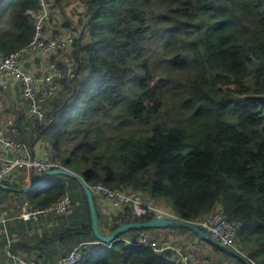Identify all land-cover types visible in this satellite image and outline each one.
I'll return each mask as SVG.
<instances>
[{
	"label": "trees",
	"instance_id": "16d2710c",
	"mask_svg": "<svg viewBox=\"0 0 264 264\" xmlns=\"http://www.w3.org/2000/svg\"><path fill=\"white\" fill-rule=\"evenodd\" d=\"M55 5L48 22L63 17L60 29L78 30L69 57L65 52L56 59L60 66V59L71 60L73 75L48 101V124L35 123L36 137L18 125L17 140L31 148L47 138L49 148L89 187L133 188L145 201L169 205L193 223L222 213L241 223L236 243L248 260L264 264V0H56ZM28 11L38 13L40 1L0 0L1 52L17 51L34 37ZM19 178L25 185L0 183L28 188L39 179ZM65 179L53 176L31 193L0 188V197L47 207L70 191ZM82 192V215H71L68 223L66 215L57 216L62 230L39 243L14 244L13 251L43 252L59 242L68 246L67 255L83 243L77 264H174L151 247L126 242L147 229L99 243ZM138 222L133 207H123L109 233Z\"/></svg>",
	"mask_w": 264,
	"mask_h": 264
},
{
	"label": "built area",
	"instance_id": "2783aa9c",
	"mask_svg": "<svg viewBox=\"0 0 264 264\" xmlns=\"http://www.w3.org/2000/svg\"><path fill=\"white\" fill-rule=\"evenodd\" d=\"M38 13L28 11L27 15L35 21L36 32L32 40L25 47L11 52L0 51V91L9 87L12 80L18 82L23 100L28 103V115L40 126L48 124L47 110L44 105L56 98L62 90V82L73 75V65L60 59L63 66L58 65L55 58L72 47L78 37L77 29L58 31L49 35L47 22L52 14L51 8L56 6V0H39ZM60 10L55 11L58 15ZM47 58V68L43 73H35L24 68L26 63L34 61V57ZM59 60V59H58ZM28 61V62H27ZM1 114V113H0ZM14 126L13 119L7 118L0 123V182L9 184L19 183L20 173H30L31 176L42 177L53 170H65L62 160L57 157L52 148H46L42 156H35L32 148L18 141L10 128ZM13 130V129H12ZM94 197H102L116 209L131 206L135 216L139 219L151 217L154 220H180L165 207H159L144 200L133 188L112 190L103 183L90 187ZM73 207L71 194L66 193L60 201L47 207H34L28 202L21 203L19 218L25 223L38 222L44 217L63 216L70 213ZM7 218L1 220L0 236H5V243L0 239V264H77L83 259V243L77 244L71 253L61 256L56 262H45L37 258H28L13 251L14 240L7 229ZM209 237L229 250L239 252L236 237L241 223L227 220L222 213L214 212L194 223ZM129 244L148 246L153 248L164 258L174 264H194L192 255L179 249L164 247L151 241L146 232L142 231L136 240L126 239ZM242 254V253H241Z\"/></svg>",
	"mask_w": 264,
	"mask_h": 264
},
{
	"label": "crops",
	"instance_id": "0c3cea01",
	"mask_svg": "<svg viewBox=\"0 0 264 264\" xmlns=\"http://www.w3.org/2000/svg\"><path fill=\"white\" fill-rule=\"evenodd\" d=\"M59 21H60V19H58V21H56L54 19V22H56L55 24L57 27L61 26L59 24ZM51 23H53V22L47 23V32L49 35H52V33L54 31H55V33H57L58 31H62L59 28H54V27L50 26ZM33 59H34V61H31L30 63H26L24 65V68L27 69L28 71L33 70L35 73H38V74L45 72L46 68H47V64H46L47 58H45L43 56H37V57H34ZM6 89L11 90V92H10L11 98L9 101H3L0 98V113H1L0 114L1 115L0 116V118H1L0 123L4 122L7 118L13 119V122H14V126L12 127L13 130L11 128H10V130L12 132V135H14L16 139H17V135H18V131L16 130V127L20 124H25L26 126H28V131H29L30 135L36 137V134L34 132L35 121L33 119L29 118L28 103L25 100H23L18 82L15 80H12L9 87L4 88L0 92L5 91ZM19 100H21L22 102L20 103ZM44 108H45V110L50 111L52 109V106L47 103L44 105ZM31 131H33V132H31ZM49 147H51V143L45 137L40 138L33 145H31L33 154L35 156H42L44 150L46 148H49ZM27 174L28 173H20L19 177L27 176ZM2 190H4V189H2ZM4 196H6V195H4ZM95 198L99 204V209L102 213V218L100 220L101 231H102V227H103V229H105L106 231L109 232L110 226L108 225L109 221L107 219L112 218L113 215H116L118 213L119 209L112 207L102 197H95ZM2 200H3L2 202L4 203L5 198H2ZM25 202H27V201H25ZM2 211L3 212H0V230L2 229L1 220L5 217L8 219L7 229L9 231L10 236L13 238L15 245L20 244L22 241H25V242L26 241H30V242L35 241L34 243H39V242H41V239L45 235H48V234L53 235L56 231L60 230L57 227L58 224L54 223V219L52 216L45 217L46 219L43 218V220H40L37 223L30 222V223H32L30 226H27L26 229H22L21 227L26 226V223H24V221H22L19 218V209L18 208H14V210H12V211H9V210H2ZM166 211L171 212L167 209H166ZM164 228H168V227H164ZM176 228H180V227H176ZM181 229H186V228H181ZM24 230H26V231H24ZM187 230H189V229H187ZM189 231H191V230H189ZM144 232H147L146 234L149 236L151 241H155L159 245H162L164 247H170V248H173V247L179 248V249L189 253L193 257L194 264H223V263H219L218 261H215L218 259V256L216 255L217 253L215 251L210 250L206 246H204V243L201 241L202 240L201 237L196 238V237L191 236V234L185 233V232H182L183 234L176 232V233H171V235H169L167 233V231H164L163 233L160 234L161 236L160 235L151 236L148 231H144ZM191 232H193V231H191ZM108 234H110V233H107L105 235H108ZM157 234H159V233H157ZM132 236H133V234H129L127 238H132ZM162 236L164 238H162ZM159 238H162V239H159ZM0 239H1V237H0ZM209 244H211V243H209ZM213 246L215 249L222 250L221 248H218L215 245H213ZM54 247H55V243H52V244H49L46 248H44L43 252L39 248H33L32 252L23 250V251H20V253L27 256L28 258H37L39 260L45 261L46 252L49 253V256L52 255V253H55L56 249ZM225 252H227L229 256L231 255L232 259H234L233 258L234 255H232L230 253V251H225ZM39 254H41L40 257H39ZM59 257H61V256L54 257L48 261L54 263L58 260ZM234 257H236V256H234ZM237 260H238V258H237Z\"/></svg>",
	"mask_w": 264,
	"mask_h": 264
},
{
	"label": "rangeland",
	"instance_id": "374dc122",
	"mask_svg": "<svg viewBox=\"0 0 264 264\" xmlns=\"http://www.w3.org/2000/svg\"><path fill=\"white\" fill-rule=\"evenodd\" d=\"M78 5V3L76 2H74V5L73 4H71V6L72 7H69L68 9H67V12H68V14H71L72 12V10H74V7L75 6H77ZM80 11L81 12H83L84 10L83 9H81V8H79V13H80ZM54 12L52 11V14H53ZM53 18L57 21L58 19H63V17H55V16H53ZM48 23V22H47ZM56 22H53V23H51L50 24V26H52V27H54V28H59L60 29V27H57L56 26V24H55ZM60 30H62V29H60ZM62 31H64V30H62ZM66 52V56L67 57H69V55L71 54V52H72V50L70 51V48L69 49H67V51H65ZM59 56H61V54H59L58 55V57ZM57 57V58H58ZM57 58H55L54 59V61H56V59ZM64 60L66 61V62H70L71 64H73V62L71 61V60H68L67 61V59L66 58H64ZM74 66V65H73ZM11 90L10 89H6L5 91H3V92H0V98L3 100V101H9L10 100V98H11ZM20 101V103L22 102L21 100H19ZM30 128V127H29ZM31 132H33V131H31ZM51 143V142H50ZM51 147H53L52 146V144H51ZM64 160L65 161H70V156L68 155V154H66V155H64ZM62 164H63V166L66 168L65 170H69L66 166H65V164H64V161L62 160ZM28 175V174H27ZM29 176H31L30 174H29ZM66 180V182H68V184H69V189H70V194H71V196H72V199H73V202H74V207H72V209H71V213H70V215L69 216H67L66 215V217H68V218H63L64 219V222L65 223H68L69 222V219L71 218V215H73L74 217H79L80 215H82V213H84L85 211H86V208H85V206H86V203H85V199H84V195H83V190H82V187L80 186V184L76 181V180H74V179H72V178H69V177H67V179H65ZM21 181H22V178H19V184H20V186H23V185H25V184H22L21 183ZM27 184H29V183H27ZM22 188H24V187H22ZM5 191H8V190H5ZM9 192V191H8ZM11 192V191H10ZM31 193V192H30ZM8 194V193H7ZM12 194H14L15 195V192H12ZM2 198L3 197H0V212L3 210V209H6V208H9V209H11V210H14V208H18L19 209V207H20V205H21V203L22 202H25L26 200H20V198L18 197H16V196H13V195H9V196H7V198H6V200L4 201V203L2 202L3 200H2ZM146 202H148V203H153V204H155L154 202H152V201H146ZM165 209H167V210H169V211H171V213H173L175 216H177L175 213H174V210H173V208H171V206H169V205H167V206H165ZM113 216H115V215H113ZM112 216V217H113ZM53 217V219H54V223H57L58 224V229H60V230H62V226H61V223H63V219L62 218H56L57 216H52ZM180 220H175V221H184V222H188V221H185V220H183V219H181L179 216H177ZM51 219V218H50ZM109 222H108V225L110 226L111 224H112V218H108L107 219ZM169 220H172V219H169ZM188 223H192V224H194L193 222H188ZM196 223V222H195ZM195 225V224H194ZM147 231L150 233V235L151 236H156V235H160L161 233H163L164 231H167V233L169 234V235H171V233H176V232H179V233H182V232H185V233H189V234H191V236H193V237H196V238H199V236L198 235H196L195 233H193V232H191V231H189V230H187V229H181V228H176V227H168V228H150V229H147ZM102 233L104 234H107V233H109L108 231H106L105 229H103V227H102ZM147 233V232H146ZM157 233H159V234H157ZM183 234V233H182ZM161 236V235H160ZM158 237V236H157ZM162 238H164L163 236H162ZM162 238H159V239H162ZM201 239V238H200ZM158 240V239H157ZM203 243H204V246H206L207 248H209L210 250H212V251H215L217 254V256H218V259L217 260H215V261H218L219 263H223V264H244L243 263V261L242 260H240V259H238L237 260V258L236 257H234L233 256V258L235 259H232V257L231 256H229L228 255V253L227 252H225V251H223V250H220V249H215L214 248V246L213 245H211V244H209L206 240H201ZM55 249H56V251H55V253H52V255H50L49 256V253H47L46 252V258H45V262L47 261V262H49L48 260H51L52 258H54V257H58V256H64V255H66V253H65V250H66V252L68 251V246L66 245V244H61V243H59V242H57V243H55V247H54ZM239 251L243 254V255H245L246 257H247V252H246V250L244 249V251L245 252H243V250H241V248L239 247ZM23 255V254H22ZM25 256V255H24ZM41 256V254H39V257ZM27 257V256H26ZM60 258V257H59ZM58 258V259H59Z\"/></svg>",
	"mask_w": 264,
	"mask_h": 264
},
{
	"label": "water",
	"instance_id": "95a60500",
	"mask_svg": "<svg viewBox=\"0 0 264 264\" xmlns=\"http://www.w3.org/2000/svg\"><path fill=\"white\" fill-rule=\"evenodd\" d=\"M53 176L69 177V178L76 180L80 184V186L82 187V189H83V191L87 197L89 207L91 210L93 234L99 243H102V244L114 243V242L118 241L124 234H126L129 231H133V230H146V229H150V228H164V227H180V228H186V229L193 231L199 237L208 241L212 245H215L218 248H221L223 251H230V253L232 255H234L238 259L242 260L245 264H253L251 261L248 260V258L245 255H243L239 252L233 251V250H229L226 246L213 241L209 237V235L206 232H204L203 230H201L198 226H196L192 223L184 222V221H175V220L164 219V220H154V221L144 222V223H142V222L141 223H139V222L138 223H130V224H125V225L119 227L113 233H110L108 235L103 234L101 231V228H100L99 215H98V210L96 208L94 195H93L90 187L88 186L87 182L81 176L77 175L76 173H74L71 170H53V171H50V172L46 173L45 175H43L42 177H39L38 180L33 179L32 185L28 188L16 187V186L6 185V184H2V183H0V188L4 189V190L11 191V192H15V193H30V192L35 191L40 186L44 185L47 182V180Z\"/></svg>",
	"mask_w": 264,
	"mask_h": 264
}]
</instances>
